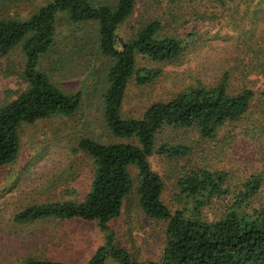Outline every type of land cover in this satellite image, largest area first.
I'll list each match as a JSON object with an SVG mask.
<instances>
[{
  "label": "rangeland",
  "instance_id": "374dc122",
  "mask_svg": "<svg viewBox=\"0 0 264 264\" xmlns=\"http://www.w3.org/2000/svg\"><path fill=\"white\" fill-rule=\"evenodd\" d=\"M53 1L0 0V19L28 20ZM117 1L92 0V3L114 5ZM176 3L139 0L132 16L120 28V36L127 40L153 20L162 23L164 35L178 39L191 31L197 32L185 55L175 63L147 65L144 60H138L139 67L160 68L162 75L147 86L131 82L123 103L126 117L142 118L154 103L168 102L200 85L215 86L226 72L231 74L232 93L243 87L257 93L264 91V75L250 65L255 66L264 55H258L264 51V0L259 5L240 1L238 13L235 6L218 8L215 10L218 19L210 17L207 22H192L182 29L181 0ZM57 29V45L42 59L40 71L63 92H80L82 102L72 116L56 115L23 125L18 159L0 168V264H24L31 258L85 264L105 239L95 222L48 219L21 224L15 221L17 214L34 205L82 202L90 191L96 165L79 150V143L85 138L112 142L104 122L103 101L109 62L78 51L86 37L96 35L97 25H75L66 14H60ZM22 47L23 44L18 45L0 61V109L28 90ZM90 53L96 54L92 49ZM259 100L257 96L242 120L221 129L216 140L205 139L196 130L170 128L156 136L155 153L149 161L163 181L162 200L172 213L186 210L194 218V204L181 195L178 182L198 168L228 173L234 187L250 176H261L263 186L253 206H264V110ZM165 145L186 146L191 153L184 158H169L159 153ZM130 173L134 186L124 200L121 216L110 223L116 232L115 244L137 262H159L168 223L146 216L137 195V168L131 167ZM232 200V196L214 199L201 210V219L209 222L220 219ZM106 264L119 263L109 259Z\"/></svg>",
  "mask_w": 264,
  "mask_h": 264
},
{
  "label": "trees",
  "instance_id": "16d2710c",
  "mask_svg": "<svg viewBox=\"0 0 264 264\" xmlns=\"http://www.w3.org/2000/svg\"><path fill=\"white\" fill-rule=\"evenodd\" d=\"M138 1L118 0L114 5H94L92 0H54L28 20L0 19V61L23 44V75L28 83L25 93L0 109V168L18 159L23 125L56 115L69 117L80 108V92H63L40 71L42 59L57 45L60 14H66L75 25L96 24V35L86 37L83 48L81 46L78 51L109 62L103 101L104 122L112 142L100 143L85 138L79 143V150L90 156L96 165L89 193L82 202L31 206L17 214L15 221L24 224L55 219L97 223L105 236L104 243L85 264H106L109 259L119 264H264V206H253L263 186L261 176H250L234 187L226 172L208 168L192 170L178 182L181 195L194 204V218H190L186 210L172 213L164 204L163 181L149 161L155 153L156 136L162 130H196L201 137L216 140L221 129L245 117L257 96L264 110V91L257 93L243 87L232 93L231 74L226 72L215 86L200 85L168 102L152 104L142 118L124 116L123 103L131 82L138 86L155 82L162 70L147 65L175 63L185 55L197 33L191 31L181 35V39L164 35L162 23L153 20L145 23L129 40L121 37L120 28L134 13ZM240 1L244 2L181 0V29L192 22H207L210 17L218 19L215 11L218 8L235 6L238 13ZM246 1L256 5L262 3V0ZM91 49L96 54L90 53ZM262 54L264 51H259L258 55ZM139 59L147 65L139 67ZM263 59L255 66L250 65L264 75ZM159 153L169 158H184L191 149L165 145ZM133 166L138 170L137 195L141 209L148 218L168 223L159 262L135 261L126 250L116 246V232L110 226L121 216L124 200L134 186L130 173ZM229 196L233 200L223 217L212 222L201 219L203 208L214 199ZM24 264L66 263L31 258Z\"/></svg>",
  "mask_w": 264,
  "mask_h": 264
}]
</instances>
